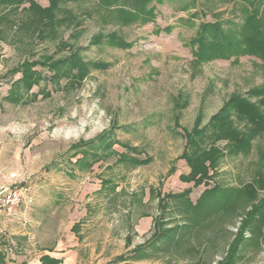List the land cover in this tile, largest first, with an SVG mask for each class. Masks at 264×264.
Masks as SVG:
<instances>
[{
    "label": "rangeland",
    "instance_id": "obj_1",
    "mask_svg": "<svg viewBox=\"0 0 264 264\" xmlns=\"http://www.w3.org/2000/svg\"><path fill=\"white\" fill-rule=\"evenodd\" d=\"M0 1V186L27 181L16 210L30 218L13 221L35 236L34 247L5 236L3 263L35 264V252L59 238L95 248L92 264L225 261L251 207L186 229L189 209L170 197L194 205L214 185L257 187L264 134L200 180L184 157L225 153L226 142L209 134L190 149L188 135L230 98L259 104L249 93L264 91L260 60L194 55L199 36L233 37L240 4L138 0L131 22L124 0H59L55 9L49 0ZM231 120L249 132L246 120L233 112ZM229 264H264V246L241 244Z\"/></svg>",
    "mask_w": 264,
    "mask_h": 264
},
{
    "label": "trees",
    "instance_id": "obj_2",
    "mask_svg": "<svg viewBox=\"0 0 264 264\" xmlns=\"http://www.w3.org/2000/svg\"><path fill=\"white\" fill-rule=\"evenodd\" d=\"M231 1L239 3L242 14H244L240 29L232 33L233 37L217 35L216 38L221 39L216 40L215 38L211 42L204 40L203 36H199L197 38L199 48L194 54L196 59L198 61H211L250 56L264 64V0ZM58 2L59 0H49L50 8L55 9ZM123 3L128 8L125 12L127 13L126 18L134 22L142 13L141 1L124 0ZM249 96H261L259 104L251 103L241 96L232 97L210 119L207 125L193 130L188 135L190 149H199L202 140L209 135L216 140L221 139L226 142L225 153L210 147L207 151L195 154V159L184 155L191 167V179L206 178L210 170L216 175L219 161L225 157L243 155L245 149L251 146V140L260 134H264V116L259 109L261 106L264 107V91L254 90L249 93ZM232 112L235 117L246 120L247 125H249V132L243 133L231 127ZM100 139L102 140V137H97V140ZM76 147L78 146L75 145L72 148ZM129 161L132 164H141L132 159ZM262 164L256 188L249 184L244 185L243 188L214 185L209 190H205L194 205L189 203L184 194L170 197L172 201L178 202L180 205L183 204V210L189 209L188 214L186 213L188 220L186 229L207 228L229 213L234 214L241 208L245 210L247 207H251L246 219L241 224L239 235L233 243L228 258L220 264H229L241 244L248 247L254 246L256 249H261L264 246V163ZM206 185L209 186V184ZM166 206L165 203L163 207L166 208ZM246 232L249 237L244 239L243 234ZM4 256V253L0 251V264H5L3 263Z\"/></svg>",
    "mask_w": 264,
    "mask_h": 264
},
{
    "label": "crops",
    "instance_id": "obj_3",
    "mask_svg": "<svg viewBox=\"0 0 264 264\" xmlns=\"http://www.w3.org/2000/svg\"><path fill=\"white\" fill-rule=\"evenodd\" d=\"M30 215V212L15 210L13 217L0 219L1 252H6L7 245L5 243V236L19 238L17 240L22 242L25 241L23 244L25 247H28L29 245L32 247L35 246V243L32 242L35 237L33 236L34 234L27 230L25 225L16 226V223L18 222L13 221L18 219L21 221L30 218ZM95 250V248H91L88 249L86 253L83 244L73 243L67 246L66 243L59 238L53 248L50 249V247L41 246L38 252H35V254L37 253L35 255V264H92L99 256ZM94 256L95 258H93Z\"/></svg>",
    "mask_w": 264,
    "mask_h": 264
},
{
    "label": "built area",
    "instance_id": "obj_4",
    "mask_svg": "<svg viewBox=\"0 0 264 264\" xmlns=\"http://www.w3.org/2000/svg\"><path fill=\"white\" fill-rule=\"evenodd\" d=\"M29 193L27 181L0 186V219L11 218Z\"/></svg>",
    "mask_w": 264,
    "mask_h": 264
}]
</instances>
